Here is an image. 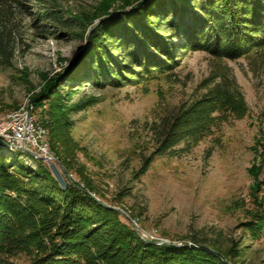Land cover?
I'll return each instance as SVG.
<instances>
[{
	"label": "rangeland",
	"instance_id": "rangeland-1",
	"mask_svg": "<svg viewBox=\"0 0 264 264\" xmlns=\"http://www.w3.org/2000/svg\"><path fill=\"white\" fill-rule=\"evenodd\" d=\"M57 1L67 16L93 10L102 0ZM27 4L32 8L15 10L13 64L0 67V124L11 112L31 108L38 140L66 181L81 187L89 181L95 188L90 193L118 210L143 240L191 246L196 237L210 248H238L236 264H264V47L236 59L187 51L169 70L137 68L143 72H127L131 78L118 85L63 80V98L38 104L50 80L84 53L87 39L69 28L43 32L30 25L38 7ZM121 5L118 0L114 15ZM213 97L216 110L210 111ZM205 107L206 117L192 116ZM187 113L185 136L161 149L163 123ZM195 123L198 128H190ZM10 259L25 264L29 254Z\"/></svg>",
	"mask_w": 264,
	"mask_h": 264
},
{
	"label": "trees",
	"instance_id": "trees-1",
	"mask_svg": "<svg viewBox=\"0 0 264 264\" xmlns=\"http://www.w3.org/2000/svg\"><path fill=\"white\" fill-rule=\"evenodd\" d=\"M117 1L102 0L93 10L68 11L66 16L57 0H0V67L13 64L19 30L15 10L32 8L27 2L38 7L30 25L43 32L52 26L69 28L87 39L84 53L50 80L36 98L38 104L63 98V80L77 86L118 85L137 68L169 70L187 51L236 59L264 47V0H122L120 14L114 15ZM129 5L134 9L127 10ZM171 14L175 16L169 19ZM83 58L87 62L77 73L74 67ZM215 99L208 101L210 111L216 110ZM206 108L192 116L206 117ZM190 116L163 123L161 149L185 136L182 121ZM24 156L36 165L30 166ZM85 185L67 181L63 188L44 160L0 144V264H20L10 259L19 252L29 254L25 264H236L233 258L242 256L235 254L238 248H210L196 237L191 246L145 241L118 210L90 193L95 188L89 181Z\"/></svg>",
	"mask_w": 264,
	"mask_h": 264
},
{
	"label": "built area",
	"instance_id": "built-area-1",
	"mask_svg": "<svg viewBox=\"0 0 264 264\" xmlns=\"http://www.w3.org/2000/svg\"><path fill=\"white\" fill-rule=\"evenodd\" d=\"M39 132L33 126V120H28L27 116L18 118L12 124H0V135L5 136L9 142L17 147L27 148L33 152L38 151L40 155L51 157L43 140H37Z\"/></svg>",
	"mask_w": 264,
	"mask_h": 264
},
{
	"label": "water",
	"instance_id": "water-1",
	"mask_svg": "<svg viewBox=\"0 0 264 264\" xmlns=\"http://www.w3.org/2000/svg\"><path fill=\"white\" fill-rule=\"evenodd\" d=\"M0 144L3 145L7 149H20L16 145H14L13 143L9 142L8 139L5 136H2V135H0ZM20 150H22V151H24V152H26V153L34 156V157L40 158V159H42L44 161H47L48 164H49L50 170L52 171V173H53L54 177L56 178V180L59 182V184L63 188H66L67 181H66L65 177L63 176L61 170L59 169L57 163L55 161H53V159L51 157L46 156V155H38L35 152H33V151H31L30 149H27V148H23V149H20ZM127 216L129 217V219L133 223H135V220L133 218H131V216H129V215H127ZM156 243H159V242L156 241ZM186 243H189L190 244L191 242H186ZM182 244H184V243H181V245Z\"/></svg>",
	"mask_w": 264,
	"mask_h": 264
},
{
	"label": "bare ground",
	"instance_id": "bare-ground-1",
	"mask_svg": "<svg viewBox=\"0 0 264 264\" xmlns=\"http://www.w3.org/2000/svg\"><path fill=\"white\" fill-rule=\"evenodd\" d=\"M11 113L12 114L9 115V119L2 121L1 124H12L16 122L18 118L27 116L28 120H33V126L36 127L38 131L41 132V129L38 127V125H36V123L34 122L35 120L33 119L31 115V113H33L31 108L21 107L20 109H17ZM39 133H37V140L39 139V136H40ZM18 148L23 149L21 147H18Z\"/></svg>",
	"mask_w": 264,
	"mask_h": 264
}]
</instances>
